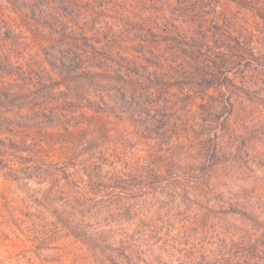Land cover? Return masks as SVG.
<instances>
[{
  "label": "rangeland",
  "instance_id": "374dc122",
  "mask_svg": "<svg viewBox=\"0 0 264 264\" xmlns=\"http://www.w3.org/2000/svg\"><path fill=\"white\" fill-rule=\"evenodd\" d=\"M172 23L182 37L163 34ZM217 32L241 34L239 47L258 61L218 68L214 41H231ZM43 41L45 50L38 48ZM166 45L179 47L191 65L176 59L155 75L157 58L141 54ZM53 56L62 78L44 60ZM127 67L135 74L127 77ZM146 72L154 76L138 79ZM241 75L255 88L241 95L245 112L233 115L230 83ZM121 99L135 102L133 125ZM0 122L5 143L37 153L8 157L34 161V180L17 191L50 186L46 168L68 170L70 191L89 201V193L105 197L87 207L90 224L136 235L146 253L134 255L136 262L216 264L264 255L257 219L264 211V0H0ZM215 145L221 171L188 170L210 159ZM152 163L163 169L158 177L134 174ZM105 167L123 176L110 181ZM86 171L95 181L84 182ZM113 185L124 189L123 202L111 198ZM67 239L53 242L58 250L37 252L18 231L0 226V257L29 250L47 264H107V255H88Z\"/></svg>",
  "mask_w": 264,
  "mask_h": 264
},
{
  "label": "trees",
  "instance_id": "16d2710c",
  "mask_svg": "<svg viewBox=\"0 0 264 264\" xmlns=\"http://www.w3.org/2000/svg\"><path fill=\"white\" fill-rule=\"evenodd\" d=\"M15 1V0H13ZM232 3V0H230ZM27 13V9H24ZM176 16V15H175ZM19 20V19H17ZM90 24L94 25L93 22ZM24 28V27H23ZM155 30V27H152ZM182 37L181 31L177 30V27L174 26V23L168 24L163 34L168 37V35ZM217 34L225 37L231 42L227 41H218L216 39L214 43H218L219 51L215 55H217V65L218 68H222L223 66H228L229 68L234 66H239L243 62L246 65L248 63L257 62L258 59L255 57V53L253 50L242 49L239 47L241 42L239 37L240 35H230L223 34L217 32ZM172 39H168V42H171ZM47 41H43L42 50H45V45ZM213 43V44H214ZM170 44V43H169ZM208 45V43H207ZM179 47H171L170 45H166L165 48L158 46L157 48H149L147 51L142 52L143 56H149L152 59L157 58L156 69L153 71L155 75L159 71L161 75H164V71L166 70L164 67L168 64L174 63L176 59H180L187 64H190L188 56L186 59H181ZM199 51L191 50L189 54L192 56L198 54ZM89 54V53H88ZM180 55V57H178ZM51 58V59H50ZM46 64L50 67V69L56 73L59 78H62V72L58 70V66H56V56L53 57H45ZM139 60V57L137 58ZM201 60V59H200ZM207 61V58L204 59V62ZM199 62L198 56H195V61ZM171 68V67H170ZM147 71V70H145ZM126 76L130 77L131 74H135L134 71L130 68L125 69ZM92 71H88L87 75L92 78ZM138 77L142 75L137 73ZM149 74L148 77H142L138 79H146L149 80L152 75L151 72L145 73ZM235 80L230 83L231 88L236 90L235 94L233 92V102L231 104L233 115H238L242 111L245 112V99L241 97V95H245L249 93V91L255 88V84L251 81H246L245 76L241 75L234 76ZM240 81H236V80ZM223 88H225L223 86ZM228 89V87H226ZM226 90V89H225ZM235 97V98H234ZM251 102V99H248ZM247 101V102H248ZM121 104H125L129 112V117L131 118L132 125L134 124V106L135 102L128 99V102H123L120 100ZM1 122H4L1 120ZM0 122V177L3 183L0 184V226L8 229L10 232L18 231L21 235L25 236L28 241L32 242L33 248L39 252L40 250H58L59 247H54L53 242L59 238L64 237L69 239H73V243L80 244L85 248V251L88 255H107L106 262L107 264H120L119 260L124 262L123 264H140L136 262L134 255L146 254L142 251V247L139 241L136 239V235L132 234V230H128L123 226L117 225L119 228L120 234L116 231L112 230H102L100 227H95L89 223V219L85 217L87 213V207L91 203H96L97 199H104L103 196L92 195V201L87 199V195L83 192H73L68 189L69 186L68 181L71 180L70 176H67L68 170L62 171L55 166L44 169L41 174L49 177L52 183L50 186L47 185L45 189H32L30 193H20L17 189L21 186H26L25 180H34L28 172L33 170L32 164L33 160H28L24 162L15 163L14 161L8 160L9 156L17 155L19 153L27 154L28 156L37 157V153H34L30 149V147H19L12 140L7 139V143L4 142L6 139L1 138V131L4 130L2 128V124ZM135 126V125H134ZM146 126V125H145ZM148 131V128L145 129ZM136 132H138L136 130ZM149 132V131H148ZM144 133H137L139 137L145 138ZM217 146H213L210 148V151L206 153H210V159H201L199 163L191 165L188 167V170L198 172L204 171L202 176H211L215 173L221 171L222 166L218 163H215V158L218 154ZM12 152V153H10ZM29 158V157H28ZM48 158V157H45ZM39 160V159H35ZM47 160V159H46ZM45 160V161H46ZM108 166V165H107ZM151 167L143 168L139 170L134 168V174L139 175H150L154 178L160 175V172H163L161 167H158L157 163H152ZM168 163L165 165V168L170 167L171 170L176 171L175 167H172ZM107 169V176L110 177V181H119L121 177L115 176L116 173L122 175L121 171H117L116 169H112L111 167H105ZM83 170V169H82ZM169 174L170 170H169ZM93 176H96L94 173L90 171H86L83 173V180H88V183L95 181ZM123 176V175H122ZM137 176V177H138ZM36 180V179H35ZM73 180L72 182H75ZM39 184V183H37ZM111 189L115 190L116 196L111 195V198L117 202H123L124 195L121 190H124L121 187L114 186ZM120 200V201H119ZM125 206V205H124ZM123 207V206H122ZM123 209H119L120 213ZM119 214L117 216L119 217ZM257 219H262L264 223V211L261 213H257ZM113 215L111 214L110 217ZM117 217V218H118ZM125 230L124 232H122ZM255 242V241H254ZM71 243V244H73ZM40 245V246H38ZM255 247V245H254ZM29 250L18 252V253H10L5 256L0 257V264H47L42 258L44 254L39 253H28ZM49 255V254H45ZM216 264H264V255H251L248 257L246 255L243 256V260L235 261L234 258H220L215 259ZM153 264H164L161 262H153ZM196 264V263H194ZM199 264V263H197Z\"/></svg>",
  "mask_w": 264,
  "mask_h": 264
}]
</instances>
